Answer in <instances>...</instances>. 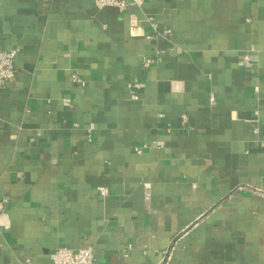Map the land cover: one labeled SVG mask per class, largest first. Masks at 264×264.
Returning <instances> with one entry per match:
<instances>
[{
	"label": "crops",
	"instance_id": "obj_1",
	"mask_svg": "<svg viewBox=\"0 0 264 264\" xmlns=\"http://www.w3.org/2000/svg\"><path fill=\"white\" fill-rule=\"evenodd\" d=\"M3 49L0 264H264V0H0Z\"/></svg>",
	"mask_w": 264,
	"mask_h": 264
},
{
	"label": "built area",
	"instance_id": "obj_2",
	"mask_svg": "<svg viewBox=\"0 0 264 264\" xmlns=\"http://www.w3.org/2000/svg\"><path fill=\"white\" fill-rule=\"evenodd\" d=\"M98 6H116L121 11L128 10L133 5L141 6L145 3V0H96ZM169 33L170 30H167ZM17 49H3L0 50V86L9 82L15 73V58L17 55ZM244 60L250 61V55L245 54ZM152 59H148L145 64L150 65ZM74 81H79L80 78L77 75H73ZM130 90V97L132 100H138L140 97V89L142 85L138 81H133L128 84ZM210 100L212 103L216 101L214 95H211ZM164 115V114H161ZM183 120L187 121V115H183ZM257 131V130H255ZM102 194H107V189L100 190ZM4 208L0 206V215L4 213ZM51 258L53 264H95V251L93 245H86L84 247L75 249L68 246H59L52 253Z\"/></svg>",
	"mask_w": 264,
	"mask_h": 264
}]
</instances>
